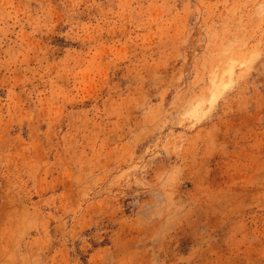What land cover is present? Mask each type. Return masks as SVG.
<instances>
[{
  "label": "rangeland",
  "instance_id": "374dc122",
  "mask_svg": "<svg viewBox=\"0 0 264 264\" xmlns=\"http://www.w3.org/2000/svg\"><path fill=\"white\" fill-rule=\"evenodd\" d=\"M0 264H264V0H0Z\"/></svg>",
  "mask_w": 264,
  "mask_h": 264
}]
</instances>
